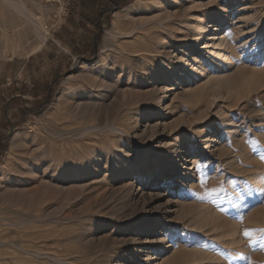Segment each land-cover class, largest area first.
Wrapping results in <instances>:
<instances>
[{
  "label": "rangeland",
  "instance_id": "obj_1",
  "mask_svg": "<svg viewBox=\"0 0 264 264\" xmlns=\"http://www.w3.org/2000/svg\"><path fill=\"white\" fill-rule=\"evenodd\" d=\"M0 36L2 264H264V0H0Z\"/></svg>",
  "mask_w": 264,
  "mask_h": 264
},
{
  "label": "bare ground",
  "instance_id": "obj_2",
  "mask_svg": "<svg viewBox=\"0 0 264 264\" xmlns=\"http://www.w3.org/2000/svg\"><path fill=\"white\" fill-rule=\"evenodd\" d=\"M7 3H10V2H7ZM154 4H155V2H153ZM11 5H13L12 3H10ZM139 7V6H138ZM140 9H146L147 8V6H144V7H142V6H140L139 7ZM18 10V9H17ZM124 10H122V11H117V12H115V14L113 15V19H112V27L108 30V31H106L105 32V37H104V41H103V44H102V47H103V49L104 48H106V45L112 40H110V38H113L114 37V34L112 33L113 31H116V30H118V27H119V25H120V23H119V19H120V13L121 12H123ZM146 10H144V12H145ZM18 12H19V10H18ZM161 17H162V19H157L156 20V24L158 23V25H163V29H165V30H167V31H169V32H171V35H172V38L174 39V40H176L177 38H176V35H175V31H177V28H170V25L168 24H166V23H171L174 19H176V17H177V14H170V12L169 11H167V10H164V11H161ZM207 22V21H206ZM15 23H17V22H15ZM203 23V22H202ZM152 24H154V23H152ZM191 24V23H190ZM150 25V23H148V22H146V23H144V24H142V26H149ZM11 26V25H10ZM10 29H12V28H10ZM197 29V28H196ZM207 29H208V24L207 23H204L202 26H200V27H198V36H203L206 32H207ZM14 30V29H13ZM180 30V29H179ZM130 34L131 33H127V34H125V38H129V36H130ZM197 36V37H198ZM205 36V35H204ZM10 37V36H9ZM218 36H215L214 38H217ZM43 38V37H42ZM47 37H45V38H43V40H42V43H41V46L44 44V42H45V39H46ZM150 39L152 40H156L157 42H155V43H157L156 45H162L161 43H158V42H161V41H164V39H165V37L163 36V35H161V34H156V35H153V36H151L150 37ZM198 39L199 38H195L194 40H193V43H194V45L195 44H197L199 41H198ZM222 39V37L221 38H217L216 40L218 41V44H214L213 45V47H212V49L213 50H216V49H220L222 46H224L223 44H224V42L225 41H223V40H221ZM199 40H201V39H199ZM7 42H8V39L4 36L2 39H1V36H0V48H2V47H5L6 46V44H7ZM151 46H152V44H151ZM156 47V46H155ZM211 47V46H210ZM151 49V48H150ZM211 49V48H210ZM224 50V49H223ZM135 53H138V52H135ZM156 53V52H155ZM210 53V52H209ZM212 54V53H211ZM210 54V55H211ZM214 55V60H211V61H209L207 64H205L206 66L208 65V66H212V67H217V68H219L220 67V65L217 63V58H218V53H216V52H214L213 54H212V56ZM143 60L145 61L144 62V64H145V66L147 67V66H149L150 65V62H151V60L152 61H157L156 59H150V57H148V56H145L144 58H143ZM129 62L131 61V59H129L128 60ZM140 61V60H139ZM184 63V61H180V64H183ZM196 63H198V65L199 64H201L200 66H205V65H203L200 61H196ZM92 65V64H91ZM138 65V64H137ZM141 67H145V66H142V65H140ZM200 66H199V68L197 67V64H196V69L194 70L195 72H194V74L196 75V76H201V74L203 75L204 73H198L197 74V71L199 70V69H201L200 68ZM151 68V67H150ZM83 70H84V68H82ZM150 69H148L147 70V68L146 69H141V72H142V74H143V76L144 77H148V76H150L151 75V71H149ZM203 71H204V69H202ZM140 72V73H141ZM84 73V72H83ZM81 75V74H80ZM176 79H179V76H177L176 77ZM100 80V79H99ZM99 80H93L92 79V81L89 83L90 84V90H92V89H94V91H95V89H98L99 90V88L101 89V88H103V86L99 83ZM101 81V80H100ZM168 81L169 82H172V79L171 78H168ZM104 82V81H103ZM102 82V83H103ZM108 85V84H107ZM107 88H108V86H106ZM98 92V91H97ZM93 93V92H92ZM129 95H131L129 92H123L122 93V100H121V108L122 109H124V108H126V107H128L130 104H131V101H130V97H129ZM164 96L165 95H163L162 97L164 98ZM93 97H96V96H94L93 95ZM130 98V99H129ZM57 101V100H56ZM56 103V102H55ZM57 104V103H56ZM79 105V104H78ZM90 105V104H89ZM88 104H86L85 105V107H84V109H85V111H87V109L89 108V107H87V106H89ZM54 107H55V104H53L50 108H49V111H53V109H54ZM79 107V106H78ZM50 114V113H49ZM48 114V115H49ZM52 115V114H51ZM100 118H99V120L101 121V120H108V119H110L111 117H113L112 116V114H110L109 113V111L108 110H103L101 113H100ZM66 126V125H65ZM50 146V145H49ZM19 147H21V140L19 139V133L18 132H15L12 136H11V139H10V145H9V148H10V151L11 152H15L17 149H19ZM32 147V146H31ZM37 147V146H36ZM39 147V146H38ZM30 148V147H29ZM75 148V147H74ZM77 148V147H76ZM35 149V148H34ZM56 149V148H55ZM53 150V149H52ZM29 151V150H28ZM31 151V150H30ZM34 151V150H33ZM35 152V151H34ZM53 152V151H52ZM25 153V152H24ZM35 153H37V151L35 152ZM56 153V152H55ZM30 154V153H29ZM67 154H68V152H67ZM75 154H76V152H75ZM27 155V154H26ZM59 156V155H58ZM65 157H66V155H65ZM47 158V157H46ZM34 157H32V156H28V161L27 162H31L30 164H29V166H26L27 167V170H28V167H35V169H41V171L43 170V174L44 175H47L48 174V168H44L45 166H43L42 164H41V162L40 163H38L37 161H35L34 162ZM49 159V158H48ZM54 159V158H53ZM64 159V158H63ZM61 159V160H55V161H51L52 162V165H56L55 166V168L56 167H60V166H62V165H64V163L66 162V159ZM36 160V159H35ZM71 161H72V159H71ZM74 163H76L75 164V169H74V172H75V175L76 176H80L82 173H83V171H84V166H83V153L82 152H79L78 151V153L76 154V159H74ZM26 162V161H25ZM37 162V163H36ZM43 162V161H42ZM70 162V161H69ZM72 163V162H71ZM23 164V163H22ZM25 165V164H24ZM23 165V166H24ZM50 165V164H49ZM48 165V166H49ZM54 167V166H53ZM64 167V166H63ZM4 168V166L3 165H0V170L1 169H3ZM22 168V167H21ZM51 169V168H50ZM23 171V170H22ZM40 171V170H39ZM26 172V171H25ZM34 172V171H33ZM54 172H56L55 171V169H53L52 168V170H51V173L50 174H52V176H53V174H54ZM168 175H170L171 173H172V171L170 170V169H166V171H165ZM23 174V173H22ZM32 174V173H31ZM34 174V173H33ZM38 174H41V173H38ZM57 174V173H56ZM124 174H125V172H123V174H120V175H123V176H121L122 178L123 177H125L124 176ZM26 175V174H25ZM62 176H63V174H61ZM127 175V174H126ZM42 176V175H41ZM50 176V175H49ZM39 177V176H38ZM55 177V176H54ZM57 177V176H56ZM40 179L42 180V178H33V179H28L27 180V183H28V185L27 186H32L33 184L35 185L37 182H39L40 181ZM51 179V178H50ZM117 179H119V178H117ZM41 182V181H40ZM33 188V187H32ZM29 189H31V188H29ZM34 189V188H33ZM33 189H31V190H33ZM18 195H19V193H18ZM9 196V195H8ZM8 196H7V198H8ZM4 197V199L6 198V196H3ZM16 199V198H15ZM150 250V249H149ZM148 253L150 254L151 252L150 251H148ZM147 259H150V257H148ZM0 264H2L1 263V261H0Z\"/></svg>",
  "mask_w": 264,
  "mask_h": 264
},
{
  "label": "trees",
  "instance_id": "obj_3",
  "mask_svg": "<svg viewBox=\"0 0 264 264\" xmlns=\"http://www.w3.org/2000/svg\"><path fill=\"white\" fill-rule=\"evenodd\" d=\"M113 3H114L113 6H111V8L107 10L108 13H109V12H112V11H114V10L122 9V8L125 6V5H123V6H118V5H116L115 2H113ZM101 18H102V17H101ZM96 27L99 29L98 26H96ZM100 37H101V34L98 33L97 36H96V41H95V43H94L95 50L93 51V54H92L90 60H92L93 58H95L96 55H97V49H96V48H97V46H98V44H99ZM48 105H49V102H48V101H45L44 106L42 107V109L39 110L35 115L39 116V115H40V114H41V113L47 108Z\"/></svg>",
  "mask_w": 264,
  "mask_h": 264
},
{
  "label": "crops",
  "instance_id": "obj_4",
  "mask_svg": "<svg viewBox=\"0 0 264 264\" xmlns=\"http://www.w3.org/2000/svg\"><path fill=\"white\" fill-rule=\"evenodd\" d=\"M79 6V5H78ZM84 7V6H83ZM79 8H80V6H79ZM91 11V10H90ZM90 11H89V13H90ZM80 14L78 15V16H81L82 18H83V16H82V12H79ZM89 13H87V14H83L84 16H85V18H91V14H89ZM14 98H20V96H18L17 94H15L14 96H13ZM16 117V116H15ZM8 123H7V121L6 120H3V121H1V123H0V150H2V148H4V142H2V141H4L3 140V134H4V131H5V129H6V127L8 126L7 125Z\"/></svg>",
  "mask_w": 264,
  "mask_h": 264
},
{
  "label": "snow or ice",
  "instance_id": "obj_5",
  "mask_svg": "<svg viewBox=\"0 0 264 264\" xmlns=\"http://www.w3.org/2000/svg\"><path fill=\"white\" fill-rule=\"evenodd\" d=\"M261 231H264V230H261ZM244 235L247 237V236H250V233L247 230H245Z\"/></svg>",
  "mask_w": 264,
  "mask_h": 264
}]
</instances>
